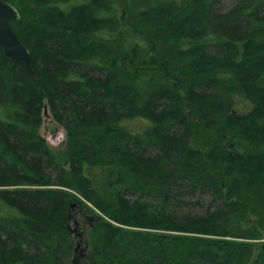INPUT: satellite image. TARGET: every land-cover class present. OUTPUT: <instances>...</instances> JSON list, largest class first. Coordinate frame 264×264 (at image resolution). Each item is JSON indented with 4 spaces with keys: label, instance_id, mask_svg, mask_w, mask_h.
Returning a JSON list of instances; mask_svg holds the SVG:
<instances>
[{
    "label": "trees",
    "instance_id": "16d2710c",
    "mask_svg": "<svg viewBox=\"0 0 264 264\" xmlns=\"http://www.w3.org/2000/svg\"><path fill=\"white\" fill-rule=\"evenodd\" d=\"M7 1L35 74L0 46V264H76L74 209L86 264H264V0Z\"/></svg>",
    "mask_w": 264,
    "mask_h": 264
},
{
    "label": "rangeland",
    "instance_id": "374dc122",
    "mask_svg": "<svg viewBox=\"0 0 264 264\" xmlns=\"http://www.w3.org/2000/svg\"><path fill=\"white\" fill-rule=\"evenodd\" d=\"M233 0H223L222 4L225 7L231 6ZM121 3L126 4V0H121ZM124 4L122 6H124ZM224 7V8H225ZM151 62V61H149ZM251 108V102L244 97H237L235 109L239 112H247ZM41 133L46 137L47 141L54 149L56 154L62 161H66V145L68 139V133L65 127L57 122L49 113L45 115L43 125L41 127ZM196 139L202 143V145L212 148L216 144L218 137L205 131H198ZM100 213V212H99ZM75 219L72 221V233L76 239V264H86L87 256L86 253L89 250V231L91 222L93 219L87 214H84L82 210L74 209ZM264 236L258 241L262 243ZM85 254V255H84ZM74 264V263H73Z\"/></svg>",
    "mask_w": 264,
    "mask_h": 264
},
{
    "label": "water",
    "instance_id": "95a60500",
    "mask_svg": "<svg viewBox=\"0 0 264 264\" xmlns=\"http://www.w3.org/2000/svg\"><path fill=\"white\" fill-rule=\"evenodd\" d=\"M20 16V11L14 4L0 0V46L8 58L15 62H23L26 69L35 74L30 49L12 26V21L19 19ZM45 113L48 114L47 106Z\"/></svg>",
    "mask_w": 264,
    "mask_h": 264
},
{
    "label": "bare ground",
    "instance_id": "6f19581e",
    "mask_svg": "<svg viewBox=\"0 0 264 264\" xmlns=\"http://www.w3.org/2000/svg\"><path fill=\"white\" fill-rule=\"evenodd\" d=\"M21 17V16H20Z\"/></svg>",
    "mask_w": 264,
    "mask_h": 264
}]
</instances>
